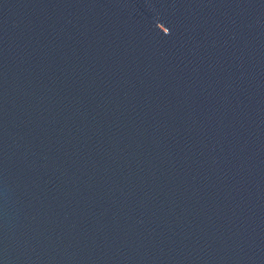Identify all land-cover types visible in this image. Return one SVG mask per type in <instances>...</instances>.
<instances>
[{
    "label": "water",
    "instance_id": "1",
    "mask_svg": "<svg viewBox=\"0 0 264 264\" xmlns=\"http://www.w3.org/2000/svg\"><path fill=\"white\" fill-rule=\"evenodd\" d=\"M0 264H264V0H0Z\"/></svg>",
    "mask_w": 264,
    "mask_h": 264
}]
</instances>
